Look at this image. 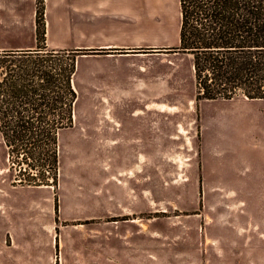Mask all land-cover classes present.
Masks as SVG:
<instances>
[{"label": "rangeland", "instance_id": "374dc122", "mask_svg": "<svg viewBox=\"0 0 264 264\" xmlns=\"http://www.w3.org/2000/svg\"><path fill=\"white\" fill-rule=\"evenodd\" d=\"M142 23L0 0V51L73 64L76 93L58 153H6L0 137V252L24 242L13 264H264V100L196 101L190 58L171 50L176 10Z\"/></svg>", "mask_w": 264, "mask_h": 264}, {"label": "trees", "instance_id": "16d2710c", "mask_svg": "<svg viewBox=\"0 0 264 264\" xmlns=\"http://www.w3.org/2000/svg\"><path fill=\"white\" fill-rule=\"evenodd\" d=\"M179 8L171 50L190 58L194 99L264 100V0H179ZM45 51V57L59 52ZM15 52L0 51L3 146L6 153H58L57 131L71 123L76 99L73 64L41 65L30 53Z\"/></svg>", "mask_w": 264, "mask_h": 264}, {"label": "crops", "instance_id": "0c3cea01", "mask_svg": "<svg viewBox=\"0 0 264 264\" xmlns=\"http://www.w3.org/2000/svg\"><path fill=\"white\" fill-rule=\"evenodd\" d=\"M48 9H51L54 4L49 1ZM71 11L78 12L79 14H94V15H108L114 20H118L120 25L126 23L125 30L129 32H133L134 30L140 28L142 26V22L148 23V28H152V24L154 23V28H159L158 17L160 14L164 13L166 7H170L175 9L177 12L178 19V29L177 35L174 42L177 41L178 44V31L180 26V8H179V0H69ZM48 19V18H47ZM154 19V21H153ZM150 23V24H149ZM49 24V20H48ZM123 29V28H122ZM123 29V30H124ZM175 45V46H176ZM114 45H104L102 48H109ZM134 50L137 49H124V50H116L127 52H136ZM168 50V49H167ZM113 51V50H112ZM73 86V85H72ZM9 216V213L6 217ZM2 218V217H1ZM3 220V219H2ZM24 234L20 237H23ZM13 237V236H12ZM24 242L19 243V247L17 250H14L13 253L10 254L9 251L4 253L0 252V263L2 264H13L15 262V253L17 254L16 259L22 260L24 259V251L23 250ZM8 250V249H7Z\"/></svg>", "mask_w": 264, "mask_h": 264}, {"label": "bare ground", "instance_id": "6f19581e", "mask_svg": "<svg viewBox=\"0 0 264 264\" xmlns=\"http://www.w3.org/2000/svg\"><path fill=\"white\" fill-rule=\"evenodd\" d=\"M112 119V118H111ZM239 139H241V137L238 135L237 136ZM239 149H242V146H239L238 147ZM244 162H242L240 159H238L237 161V172L241 171V167L244 166ZM226 189H230V188H226ZM234 190V195L232 197H230L229 199L227 200H230L232 202H236V201H239V200H242L244 197H245V190L243 187H236L234 186V188H231Z\"/></svg>", "mask_w": 264, "mask_h": 264}, {"label": "water", "instance_id": "95a60500", "mask_svg": "<svg viewBox=\"0 0 264 264\" xmlns=\"http://www.w3.org/2000/svg\"><path fill=\"white\" fill-rule=\"evenodd\" d=\"M153 51H157V52H159V51H165V50H167V49H152Z\"/></svg>", "mask_w": 264, "mask_h": 264}]
</instances>
